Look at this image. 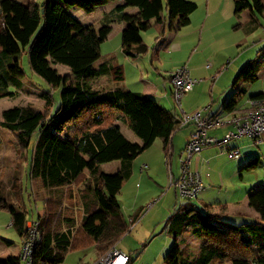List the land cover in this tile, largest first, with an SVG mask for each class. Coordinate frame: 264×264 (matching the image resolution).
Segmentation results:
<instances>
[{"label":"trees","instance_id":"trees-1","mask_svg":"<svg viewBox=\"0 0 264 264\" xmlns=\"http://www.w3.org/2000/svg\"><path fill=\"white\" fill-rule=\"evenodd\" d=\"M109 1L44 0L39 4L36 0H0V98L14 95L8 88V77L24 76L17 59L23 52L28 54L33 72L54 87L63 84L56 112H52L54 98L48 91L42 95L46 103L44 112L31 105L14 106L3 111L1 121L15 135L21 153L29 149L36 135L30 177L39 180L45 193L43 214L35 216V211L39 212L38 199L30 198L35 207L29 218L30 210L23 196L26 187L21 178V202H9L0 187V209L11 214L12 226L22 242L28 235V221L38 222L35 264H61L71 251L90 247L98 254L97 260L116 248L145 212L140 208L126 219L121 210L118 195L132 175L130 163L160 138L168 164L173 137L184 127L180 115L151 95L119 85L99 90L91 81L104 75L117 84L125 79L121 64L111 61L94 67L112 24H125L122 50L137 58L148 51L141 30L149 19H155V26L162 31L167 22L162 13L165 6L170 21L177 20V28L186 26L198 4L191 0H120L122 3L104 12L99 31L70 12L72 7H78L92 13ZM253 1L261 11L260 0ZM129 7L137 9L136 13L127 11ZM246 9H254L250 0H235L236 14ZM11 55L13 64L9 62ZM259 63L251 61L242 74L251 70L256 73ZM56 64L69 66L76 80L68 83L66 76L54 67ZM167 78L171 80V75ZM247 89L240 87L212 116L221 115L220 112L243 113ZM263 96L256 94L249 99ZM121 124L127 125L140 142H131L123 134ZM227 150L230 153L232 148ZM117 160L121 166L116 173L102 169V164ZM259 164L260 157H255L243 168ZM248 205L258 214V221L232 226L222 225L218 213H203L192 199H186L167 220V232L176 238L167 256L168 264H264V187L248 194ZM206 207L211 208L209 204ZM191 230L202 238L196 255L191 254L189 244L181 246L177 241ZM134 261L130 256L129 264ZM0 264L22 263L19 257H0Z\"/></svg>","mask_w":264,"mask_h":264},{"label":"rangeland","instance_id":"rangeland-1","mask_svg":"<svg viewBox=\"0 0 264 264\" xmlns=\"http://www.w3.org/2000/svg\"><path fill=\"white\" fill-rule=\"evenodd\" d=\"M17 1L28 3L31 0ZM43 1L36 0L39 4ZM191 1L199 4L196 11L192 13V18L193 14H202L204 10L202 3L205 0ZM250 1L254 6V22L249 16L251 14L250 9L244 10L241 15H235L233 4L226 5L222 10L223 17H225L223 19L230 18V15H233V18L224 21L222 27L217 29L218 34L223 31L222 40L216 42L214 38H218V34L215 32L209 34L210 36L213 35L214 38L206 49L199 45L197 34L194 36L196 38L190 37L188 39L184 36L182 48L180 50L173 49L171 43L174 39L173 36L176 35L175 29H179L183 34V32L192 30L194 25L177 28V20L170 21L165 6L162 12L167 17L165 28L159 31L149 25L147 29L141 30L145 43H151L153 49L137 59H127L122 50L121 27L124 23L112 24L110 34L101 44V57L95 62L94 67L99 68L101 63L111 61L121 64L125 71V80L117 84L107 75H104L93 79L91 85L99 90H109L119 85L132 91L142 92L157 98L165 107L177 109L179 114L184 115L183 111H187L184 106H186L187 100L191 98L193 92L186 93L181 101L177 100L173 94L171 81L167 78V70L170 67L177 65L173 70L175 71L181 65H187L193 77H198L195 75L194 68L200 66L198 72L207 74L209 73L207 67L212 68L214 63L215 73L220 69V72L214 73V76L222 75L227 68L228 78L231 76L233 80L237 73V75L242 74L241 68H245L254 60L259 63L264 58V0H260L261 11L255 7L253 0ZM118 3H120L119 0H110L104 5L97 6L92 13H86L78 7H72L70 12L83 23L91 24L99 31L102 28L100 20L104 12L109 11ZM133 10L132 7L127 9L129 12ZM253 26L254 28H252ZM207 38L206 35L204 43ZM17 59L24 76L8 77V88L14 95L0 98V187L2 194L9 202H21L19 191L22 181L26 187L23 196L25 195L30 210L29 218H31L33 216L31 210L32 207H35V203L33 204L30 198L36 197L38 199L37 208L39 212L35 211V216L36 214H43V200L45 198L39 180L30 177L31 158L36 135L33 136L29 149L25 153H21L15 135L1 125L3 111L14 106L31 105L36 110L44 112L46 103L42 95L44 92L51 91L54 98L52 112H56L61 104L63 84L54 87L33 72L27 53L23 52L17 55ZM9 62L10 64L14 63L13 55L9 57ZM202 66L207 67L203 68ZM54 67L62 76H66L68 83H73L76 80L69 66L56 64ZM262 83H264V73L259 75V81L254 84V93L259 90ZM247 86L251 89L253 84L249 81ZM121 130L131 142H140V139L127 125L121 124ZM214 131L216 130L210 132ZM224 134L225 132L220 138H223ZM157 140L161 139L158 138ZM226 145H229L230 148L238 147L241 155L239 157L231 156ZM212 148L217 152L216 155L214 154L209 158V164H207L212 175L210 179L203 181L205 187L193 202L203 213H218L222 225L240 226L242 223L258 221V218L255 217L256 212L248 205V194L255 188L264 187V139L262 142L256 143L253 138L244 136L239 139H232L223 146H213ZM158 155L164 157L163 144L160 141L140 154L136 160L139 161L140 158L142 160L146 157L155 161L158 160ZM255 157H260L258 166L251 169L243 168L250 159ZM118 161L104 163L101 167L107 173H116L120 168ZM163 164L164 168L162 166L158 170L155 166L156 172L149 169L140 172L138 169L124 182L122 192L118 195L121 210L126 219H129L138 209H145L141 219L117 243L120 251L130 255L135 260L132 264H168L167 256L176 242V238L167 232L166 224L174 211L186 201L173 184L179 171L177 169V154L174 155L172 170L164 162ZM172 173L175 180H172ZM15 190L18 193H15ZM136 194H140V202L135 207L133 199ZM206 204H209L211 208L208 209ZM11 220V214L0 209V254L6 258H17L18 248L21 246V236L11 225ZM6 240L11 241V243L8 244ZM177 241L178 243H188L191 247V254L196 255L202 238L197 232L191 230L189 234L181 237L180 240L177 239ZM144 244L147 245L142 250ZM5 249H7L6 252ZM97 255L92 247L71 251L61 264H89L96 259Z\"/></svg>","mask_w":264,"mask_h":264},{"label":"crops","instance_id":"crops-1","mask_svg":"<svg viewBox=\"0 0 264 264\" xmlns=\"http://www.w3.org/2000/svg\"><path fill=\"white\" fill-rule=\"evenodd\" d=\"M120 3H122V1H120ZM120 3H118V4H120ZM231 3L233 4V11H234V14L236 15L235 0H205V2L202 3L204 6V8H203L204 10H203L202 14L201 13L193 14V17L191 18V22L189 25H192V26L194 25V28L192 30H189L188 32L186 31L185 33L183 32V34H181V31H179V29H175L176 35L173 36L174 39L171 37L173 39L172 43H171L173 49L180 50L182 48L183 42H184V39H182V38L184 36H186L188 39L190 37L196 38V37H194L196 34H197V36H199V45H202V48L206 49L209 46V43L214 38L213 35L210 36L209 34H212L211 32H215L216 34H218L217 29H220L222 27L223 22L233 18V15H230V18L224 20L225 17H223L224 14L222 13V10L225 8V6L226 5L229 6V4H231ZM197 4H198V2H197ZM198 7H199V4H198ZM246 10H248V9H246ZM250 10H251V12H250L251 14L249 16L252 19V21L254 22V10L253 9H250ZM136 11H137V9L134 8V10L131 12L136 13ZM220 12H221V14H219ZM241 14L242 13H240V15ZM217 17H218V19H217ZM168 18H169V14H168ZM149 25H152L153 27L157 28L155 26V19H149L147 21V25L144 29H147L149 27ZM124 27H125V24L122 25L121 31H123ZM252 28H254V26ZM222 32L223 31H221L218 34V38H214V40L216 42L223 39V37H222L223 33ZM206 35L208 38H207L206 42L204 43V38L206 37ZM158 40L160 41V39H158ZM146 44L148 46L147 53H149V51L151 49H153V46L151 45V43H148V42ZM126 57H127V59H137L138 58V57L137 58L130 57L127 55H126ZM259 62H260L259 63L260 65H258V68H257L258 71L256 73H254L253 70H251L250 72H245L243 74L239 73L240 75H237L238 74L237 73L233 80H232L231 76H230V78H228L229 73H227L228 72L227 68L225 69V72L222 73V75L214 76V73H215V67H214L215 64L214 63H213L212 68L211 67L208 68L207 66H202L203 68L207 67V70L209 71V73H207V74H205V73L202 74L203 72H198L200 69V66L196 67V68L193 67L194 71L196 72L195 75H197L198 77H193L192 73H191V75L193 78H195L197 80V83H196L194 89L191 91V92H193L191 95V98H188L186 106H184L185 110H187V111H183V112L186 113L187 115H191V114L199 111L202 113L203 116H212L219 110V108L223 102L227 101L233 95V93L236 92L240 87L247 86V82L250 81V83L253 84V86L251 87V89H249V86H247L248 87L247 95H246L244 102H243V109H244L247 105L248 99L251 96L256 95V94H261V93L264 95V83H262L261 86L259 87V90L256 91V93H254V84L259 81V75L261 76L262 73H264V58H262V60ZM176 66L174 65L173 67H170V69L167 70V74H168L167 77H169L171 75V72H173V70ZM241 70H242V68H241ZM190 72H191V70H190ZM218 72H220V69H218L216 73H218ZM124 80H123V82H124ZM169 81H170V79H169ZM230 88H232V90H229ZM171 110H173V109H171ZM173 111L175 113H177L178 115H180L181 117L183 116V114L178 113L177 109H175ZM241 113H242V111L237 112L235 114H241ZM220 114L223 116L234 115V114H228L226 112H220ZM187 127H189V128H187ZM181 130H183V131L180 132ZM181 130H179L173 137V153H172L171 159L168 160L169 165L166 163L165 154H164V157H162V156L159 157V155H160L159 154L158 160H155V161L151 158H146V157H144L142 160L140 158V160L137 161L135 158L130 163L132 174H135L138 169L140 172L143 171L144 169H149L150 171L156 172V169H154L155 166H156L157 170L159 168H162V166L164 168L163 162L166 164L167 167H169V169L172 170L173 164H174V155L177 154V166H178L177 169H179L178 176L176 177V180H177L179 177V174H180L179 156H180V153L183 150L184 146L186 145L191 132L194 130V125L192 122H190V123L184 125V127ZM226 130H227V128H223V129H219V130H216V131H214L212 133L210 132V133L213 135H217L218 137H221V135ZM157 141H160V143L163 144L162 139L161 140L156 139V141L154 143H156ZM223 145H225V144H223ZM223 145L215 144L212 146H208V147L204 148V150H202L200 153H198L197 155L194 156L193 161H192V169L198 171L201 174L203 181L210 179V177L212 175L211 172H209V166H207V164H209L208 163L209 158H211L214 154L215 155L217 154V152H215V149H213L212 147L213 146H223ZM226 148H229V145H226ZM118 162H119V167H120L121 161H118ZM142 166H145L144 169L142 168ZM171 177L173 180L174 179L173 176H171ZM204 185H205V183H204ZM133 200L135 201L134 205L136 207L140 202V194H136L135 198ZM255 217L258 218L257 213H256ZM11 225H12V220H11ZM187 234H189V233H187ZM185 235L186 234L182 235L181 237H183ZM181 237H179L178 240H180ZM6 242L8 244L11 243V241H8V240H6ZM21 244H22V237H21ZM179 244L181 246H183V245L188 244V243H182L181 242ZM20 248H21V246L18 248V252H17L18 254H19ZM116 248L118 249V247H116ZM6 250L7 249H5L4 251L6 252ZM118 250H120V249H118ZM198 251H197V253H198ZM0 257H5V256L0 254Z\"/></svg>","mask_w":264,"mask_h":264},{"label":"built area","instance_id":"built-area-1","mask_svg":"<svg viewBox=\"0 0 264 264\" xmlns=\"http://www.w3.org/2000/svg\"><path fill=\"white\" fill-rule=\"evenodd\" d=\"M171 84L173 94L178 101L191 92L197 80L192 77L187 65H181L171 73ZM192 122L195 129L180 153V174L173 183L178 192L185 199L198 198V194L204 188L201 174L192 169V161L195 155L200 153L204 147L210 145H221L232 139L244 136L251 137L256 143L264 139V96L251 98L247 101L246 109L241 114L203 116L201 112H195L191 116L184 113L182 125ZM228 127V128H227ZM227 128L223 138L211 135L210 131ZM231 156L239 157L241 151L238 147L232 148ZM145 166H142L144 168ZM28 235L22 242L18 257L22 264H35L34 253L38 244V222L30 220L27 223ZM130 256L117 248H112L101 255L91 264H129Z\"/></svg>","mask_w":264,"mask_h":264},{"label":"water","instance_id":"water-1","mask_svg":"<svg viewBox=\"0 0 264 264\" xmlns=\"http://www.w3.org/2000/svg\"><path fill=\"white\" fill-rule=\"evenodd\" d=\"M43 11V10H42Z\"/></svg>","mask_w":264,"mask_h":264}]
</instances>
